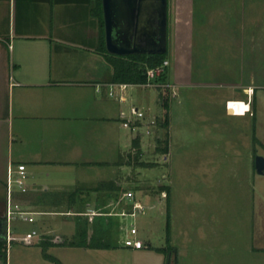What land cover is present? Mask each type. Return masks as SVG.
Returning a JSON list of instances; mask_svg holds the SVG:
<instances>
[{
	"label": "crops",
	"instance_id": "0c3cea01",
	"mask_svg": "<svg viewBox=\"0 0 264 264\" xmlns=\"http://www.w3.org/2000/svg\"><path fill=\"white\" fill-rule=\"evenodd\" d=\"M99 9L98 0H0V241L9 227L11 193L35 211L33 230L41 234L35 242L33 230L15 239L29 236L22 242L39 244L46 261L61 263L46 255L48 246L70 245L64 242L78 234L80 225L104 239L113 235L122 228V209L131 207L122 206L125 193L136 195L130 153L137 135L123 121L132 110L128 91L139 84L110 86L119 82L112 81L113 66L99 51L105 35ZM169 42L175 61L167 73L170 140L187 98L197 100L194 108L209 99L203 121L227 135L235 123L244 124L248 149H234L233 133L226 137L231 147L214 154L247 157L261 211L259 242L249 252L264 264V179L253 176L256 155H264V0H168V48ZM189 74L197 80H188ZM195 86L206 89H191ZM234 101L246 108L231 111ZM20 163L28 173L26 192L13 184L10 189ZM56 214L65 215V224H53L48 215ZM57 227L70 238L58 235Z\"/></svg>",
	"mask_w": 264,
	"mask_h": 264
},
{
	"label": "rangeland",
	"instance_id": "374dc122",
	"mask_svg": "<svg viewBox=\"0 0 264 264\" xmlns=\"http://www.w3.org/2000/svg\"><path fill=\"white\" fill-rule=\"evenodd\" d=\"M170 42L167 56L171 58L172 65L169 66L172 67L175 61ZM181 62L187 65V60ZM187 77L190 81L197 80L190 74ZM200 88L206 89L191 87L193 90ZM127 96L128 107L132 109L130 117L136 116L134 110L137 106L148 114L146 118H141L146 124L135 131L129 127L128 131L141 135L142 153L140 151L139 159L153 163L133 167L136 202L132 204V200L125 199L126 204L122 206L129 203L131 207L125 206L127 208L122 210L130 213L135 209V215L122 214L118 217L122 228L105 237L109 246H48V252L61 263L44 260L39 244L24 243L14 238L8 248V264H260L257 257L253 258L249 252V247L259 242L257 228L258 213L261 211L257 202V180L254 186L249 182L246 156L214 154L215 150L217 153L220 149L231 147L226 137L233 136V133L234 149H248L241 131L244 124L235 123L234 130L232 133L228 131L227 135L210 122L203 121V118L207 119L209 99L202 105L199 102V108L195 109L193 105L197 100L187 98L182 117L172 125L168 150L160 151L156 134L162 140L167 129L158 126L155 134L148 132L150 125H147L153 116L162 118L164 107L160 89L157 86H133ZM245 108L244 102L234 101L230 109L239 113ZM260 115L264 118V106ZM163 146L162 143L160 147ZM200 151L205 155L211 151V157L199 156ZM210 159L213 161L209 162ZM253 173L256 179H264L263 175ZM165 185L168 188L162 191L161 186ZM48 217L55 226L65 224L64 219L67 221L62 214ZM36 222L14 220L12 227L16 231L13 235L31 232L36 228ZM132 225L138 228V236L145 243L143 248L132 249L124 242ZM57 233L63 238H70L62 235L59 227ZM40 236V232L35 235L34 242Z\"/></svg>",
	"mask_w": 264,
	"mask_h": 264
},
{
	"label": "water",
	"instance_id": "95a60500",
	"mask_svg": "<svg viewBox=\"0 0 264 264\" xmlns=\"http://www.w3.org/2000/svg\"><path fill=\"white\" fill-rule=\"evenodd\" d=\"M102 1L109 52L127 55L136 52L163 53L167 50L168 0ZM255 166L258 173L264 174L263 154L256 155Z\"/></svg>",
	"mask_w": 264,
	"mask_h": 264
},
{
	"label": "trees",
	"instance_id": "16d2710c",
	"mask_svg": "<svg viewBox=\"0 0 264 264\" xmlns=\"http://www.w3.org/2000/svg\"><path fill=\"white\" fill-rule=\"evenodd\" d=\"M99 5V14L100 18L102 20V23L104 24V16L102 12V0H98ZM96 13H98V10L96 9ZM99 51L106 57V59L112 64L113 66V75H112V81L113 82H124V83H133V84H141L145 83L148 79L147 77V70L150 67L157 66L158 64H161L165 59L168 58L167 52L168 48L163 53H144V52H136V53H130L127 55H118L114 54L108 51L106 47V39L105 35H103L102 43L99 47ZM167 71L157 78V81L167 82ZM160 89H162V92L160 93L161 96V102L163 104V107L165 109L164 115L162 118H159L158 126L160 128L167 129L166 135L164 139H159V136H157L158 141H160V145L163 143L164 146L160 147V145L157 147L158 150H168L169 147V140H170V134L168 132V127L170 125V100H171V92H170V86H159ZM133 152L130 153V159L135 166H146V165H152L153 163L149 161H145L142 159H139L140 151L142 153L141 148V135L136 136V138L133 141ZM138 150V151H137ZM137 151V152H136ZM133 159V160H132ZM165 187L168 188L167 185L161 186V190L163 191ZM169 219H168V234L170 239V232H171V220H170V212L168 210ZM87 227L80 225L78 234L69 242H64L65 244L70 245H79V246H87V247H106L109 246V243L103 238L99 237L97 234H90L88 233V230H86ZM85 229V230H83ZM83 230V232H82ZM8 241L7 239H4L0 241V258L3 259L4 264H7L8 259ZM171 247V246H169ZM46 255L51 258H56L48 253Z\"/></svg>",
	"mask_w": 264,
	"mask_h": 264
},
{
	"label": "built area",
	"instance_id": "2783aa9c",
	"mask_svg": "<svg viewBox=\"0 0 264 264\" xmlns=\"http://www.w3.org/2000/svg\"><path fill=\"white\" fill-rule=\"evenodd\" d=\"M169 65H170V60L167 58L161 64H158L157 66H154V67H150L147 70V77H148L147 81L139 85L157 86V87L169 86L168 82L157 81V78L163 75L167 71V68L169 67ZM127 84L124 82H119V83H111L110 86L124 87ZM110 92L112 95H116V92L114 90H111ZM120 96L123 100H127V96L125 94L120 95ZM134 113L136 116H134V118L127 117L123 121V124L127 127H131L132 129L137 130L140 126L146 124V122H144L141 118H146L148 114H146L143 110H139L138 107L135 108ZM158 121H159L158 116H153L148 121L147 125H150V130H148V132L156 134L157 127H158ZM156 136H159V135L156 134ZM27 178H28V173L26 170V165L23 163H20L16 165V167L13 169V174H12V177L9 179V184L10 186L13 184V186L15 185V187L18 190L22 192H26L28 190ZM11 188L12 186L10 187V189ZM125 199L132 200L131 201L132 204L136 202V196L133 192H126ZM135 213H136L135 209L134 211L132 210L130 213H128L125 210L122 211L123 215H127V214L135 215ZM20 219L30 221V222L35 221V211L25 208L20 201L13 199L10 193V198L8 202V210H7V220L9 222V227H8L7 234H6L8 246L10 244V240H13L15 238V236L13 235L14 230L10 227V223H12V221L14 220H20ZM129 232L130 234L127 235L124 240L127 246L132 247V248H141L145 246L144 241L140 237H138V228L135 225L131 226V228L129 229ZM35 234H37V230L34 229L32 233H30V235H35ZM21 239L24 241H27L29 239V236L22 237Z\"/></svg>",
	"mask_w": 264,
	"mask_h": 264
}]
</instances>
